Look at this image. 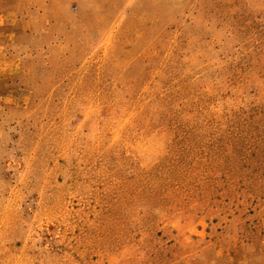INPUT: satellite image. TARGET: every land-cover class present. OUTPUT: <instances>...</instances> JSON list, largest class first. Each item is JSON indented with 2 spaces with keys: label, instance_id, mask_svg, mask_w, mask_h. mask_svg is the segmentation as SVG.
Returning a JSON list of instances; mask_svg holds the SVG:
<instances>
[{
  "label": "rangeland",
  "instance_id": "rangeland-1",
  "mask_svg": "<svg viewBox=\"0 0 264 264\" xmlns=\"http://www.w3.org/2000/svg\"><path fill=\"white\" fill-rule=\"evenodd\" d=\"M0 264H264V0H0Z\"/></svg>",
  "mask_w": 264,
  "mask_h": 264
}]
</instances>
